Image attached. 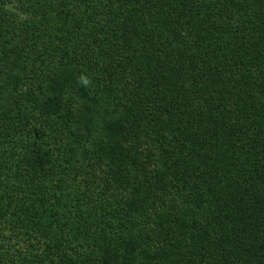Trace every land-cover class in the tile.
I'll list each match as a JSON object with an SVG mask.
<instances>
[{"label": "trees", "instance_id": "trees-1", "mask_svg": "<svg viewBox=\"0 0 264 264\" xmlns=\"http://www.w3.org/2000/svg\"><path fill=\"white\" fill-rule=\"evenodd\" d=\"M6 1L2 75L19 69L1 63L10 49L38 69L52 59L59 44H42L35 27L43 21L60 29L58 14L76 11L91 21L114 4L32 0L10 18ZM139 1L151 2L130 4ZM173 2L138 14L111 9L105 24L106 39L117 26L148 25L144 32L156 36L159 53L149 55L147 73L139 53L127 57V49L113 52L87 37L98 53L86 44L75 54L74 44L72 69L64 71L63 61L55 74L57 94L31 106L13 96L0 111V264H264V152L258 160L249 155L264 143V0ZM173 30L192 37L173 43ZM14 32L19 37L8 48L5 34ZM36 44L45 45V57ZM104 66L115 73L100 76ZM169 68L170 82L183 81L165 94ZM87 84L104 110L120 107L116 133L94 113L73 127L56 114L69 117L61 97L74 100ZM46 112L58 119L51 133L59 145L51 148L35 140L41 130L31 125ZM129 141L141 160L125 151ZM155 153L162 156L155 160ZM105 169L111 177L98 175Z\"/></svg>", "mask_w": 264, "mask_h": 264}, {"label": "rangeland", "instance_id": "rangeland-1", "mask_svg": "<svg viewBox=\"0 0 264 264\" xmlns=\"http://www.w3.org/2000/svg\"><path fill=\"white\" fill-rule=\"evenodd\" d=\"M155 1L156 0H151V2H147L142 6H141L142 1H139L136 3V6L133 7L130 4L131 3L130 0H114V4L113 3L110 4L109 8L105 7L104 9L105 14L102 12H99L96 17L91 18V21L81 20L82 19L81 15H79V12H76V11L75 12L71 11V13H69V16L66 15L65 17L58 14L56 16L57 17L56 19L59 20L60 18L59 20L60 22L56 26H59L60 29L54 28L53 30H51V28L48 26L49 24L48 20L43 21V24L41 26L37 28L35 27V29H38L37 35L39 37L45 38L42 44H45V42L48 40L50 42L49 46H57L59 44L58 45L59 48L57 49V52L53 53L51 60H49L50 59L49 56L47 57L48 59L45 61L46 63L49 62V66L45 65L46 63H44V66H45L43 67L44 69H38V64L32 65L33 62L31 61L27 62L26 58H28L29 56L27 57L24 56V58H21V59L19 58L18 60L16 57V52L11 51V49H10V53L2 56L3 61L1 63L9 62L10 64L17 66L19 69H17L16 72L13 74L9 73L10 76L8 74L2 75L0 72V111L4 112L3 109L9 106L10 100L13 96H17L19 98V103H21V105L31 106L35 103L45 101L47 97L52 98L55 94H57L58 92L54 91L55 89L54 81L58 80V78L54 80L55 74L57 73V70L59 69V67H61V64L63 63V61L65 62L63 66L64 71H70L72 69V66L67 64V62L69 60H74L71 58L68 59V57L71 54H73L71 52V49L73 48L74 44L76 46L75 54L78 52V50H81L80 45L85 47L86 44L91 45L94 52L98 53L96 45L93 44L95 40H99L98 42L101 45L105 44L109 46V49L112 48L111 50H113V52H116V51L122 52L124 51V49H127L128 50L126 52L127 57H130L131 54L134 55V54L139 53L143 61L141 65L143 66V70L145 71V73H147L148 66H149V61H148L149 55H151L152 53L158 52V49L156 47V40H155L156 36L152 35L151 33L146 34L144 32V30L148 28V25H143V26L139 25L138 27H136L131 24V30L130 29L127 30L125 26H120V27L117 26L115 28V34L113 36H109V39H106L108 30L107 28H105V24L108 23L107 19L110 18L113 14V11L111 9L115 10L116 15H119V12L121 11L122 13L126 11L129 14L130 13L138 14L140 12L143 13L147 11V10L144 11L145 8L151 9V7H157L158 10H164L165 7L169 6L168 5L169 1L170 3L171 2L174 3L173 0H165L167 1V3H165V1L162 2V0H160L158 4H155L156 3ZM6 2H7L6 4L7 11H10L13 13L10 18H15V17L17 18L18 11L16 8L21 10L26 7L28 2L31 5L33 1L23 0V3H18V5H17V2H15L14 0H11V1L7 0ZM105 2L110 3V0H105ZM19 16L22 19H26V20L28 17V15H26L25 13L24 15H19ZM185 18L186 16L180 17V20L185 19ZM75 20H76V23H75ZM75 25H76V28H75ZM66 32H69L70 35H66ZM187 32L188 31H184V33H187ZM175 33L176 32L173 30V34H172V38H174L173 43H180L181 38H183V33L181 31H180V35L175 34ZM67 36L69 37V40H70L68 45H72V47L67 46V43L64 39V37L67 38ZM193 36H195V34ZM5 37H7V47L9 46L10 48H13L15 45V41H17L16 39H18L19 37V33L14 32L12 34H5ZM87 37H91L95 40H88L86 39ZM96 37H98L99 39H96ZM186 37L191 38L192 35L187 34L185 35L184 38ZM161 45L163 48L167 46H171L169 45V43H167L166 46L164 44H161ZM34 47L43 48L41 50L42 55L44 53L42 57H45L47 55V52L44 49L45 45L36 44ZM32 54L33 55L31 56L35 57V51L34 53L32 52ZM192 59L195 60V58H192ZM196 61H198V63L195 65L194 72L198 73L201 68L199 58H196ZM19 62H21V64ZM76 65H77V62H76ZM76 65H75V70L77 74H79V70H78L79 66H76ZM169 67L173 68L176 66H172L169 64ZM171 68L168 69V72H167L168 74L165 75L164 77L165 79L169 81L168 89L165 91V94L172 93L171 88L179 87V84L183 81V79L179 78L178 83L177 82H174L175 84L173 83L175 79L172 82H170V78H173L175 76L174 71H170ZM61 70L62 69H59L58 73L63 72ZM176 71L177 73L181 72V70H176ZM114 73L115 72H113V68L111 66H107L101 71L100 76H105L106 74L110 76ZM148 75L151 76L152 74L148 73ZM148 75H146V78H149ZM21 95H24V96H21ZM61 98H63L64 101H61L60 109L66 108V106L70 105L68 106V112L71 113V115L67 117L68 116L67 114L61 113L60 115V113L55 112L56 114H59L61 121L66 120V123L73 127V126H76L74 119H78L83 114L86 117H88V114L90 115L94 113L93 116L95 119L101 120V122L104 120L108 122L107 123L108 133H110L111 131L114 134L117 131H119V126H116V124L119 122H122L121 117H120L121 111L119 110L120 107L117 108L116 110L114 109L110 110L109 109L110 105H107L108 109L105 108L106 110H104L103 105L101 104L102 102L99 101L100 99L98 98L97 94L95 95L93 93L91 86H89L88 84L82 90H80V93L77 97L74 96V100H72L71 98L65 97V96ZM64 102H67V103H64ZM17 103L18 102H16V104ZM39 106H40V103H39ZM45 107H48L47 110H50L49 104ZM90 107H91V110H89ZM94 107H95V110L93 112ZM56 114L54 113L51 114V113L46 112V114L42 116L40 122L31 124L32 126L38 127V129L41 130V135L38 134L35 140H39L40 143H43L44 146H47L49 148L54 147V144L59 145L58 143L55 142V138L53 134L51 133V131L52 132L56 131V124L58 122ZM129 143L130 141L128 143L127 142L123 143L125 146L124 148L126 149L125 151H129L133 159L137 157L139 158V160H141L138 149L129 148L128 147ZM263 147H264V143L260 144L254 152L251 151L249 153V155L252 157L253 160H258V158L261 157V154L264 152ZM155 155L157 156L155 157V160L156 159L158 160L159 156H162L161 154L158 155V153H155ZM105 170L98 171V175H101L104 177H107V176L111 177L110 176L111 174L106 173L108 169H105ZM229 194H232V193L229 192ZM235 215L238 218L241 216V213L236 212ZM235 223L239 224L238 222H235Z\"/></svg>", "mask_w": 264, "mask_h": 264}]
</instances>
